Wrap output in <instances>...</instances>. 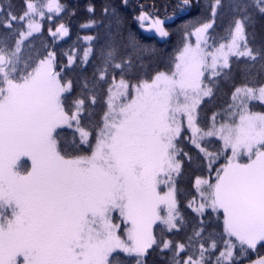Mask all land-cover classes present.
Here are the masks:
<instances>
[{"label": "snow or ice", "instance_id": "obj_1", "mask_svg": "<svg viewBox=\"0 0 264 264\" xmlns=\"http://www.w3.org/2000/svg\"><path fill=\"white\" fill-rule=\"evenodd\" d=\"M143 7L0 0V264H264V0Z\"/></svg>", "mask_w": 264, "mask_h": 264}, {"label": "trees", "instance_id": "obj_2", "mask_svg": "<svg viewBox=\"0 0 264 264\" xmlns=\"http://www.w3.org/2000/svg\"><path fill=\"white\" fill-rule=\"evenodd\" d=\"M66 3L73 5L75 8L79 9V17H66L65 22L70 23L71 30H72V39L68 41V44H71L72 41H74L77 37V35H85V34H91L86 31H82L79 27L80 23L82 22V17L85 14V9L87 4L90 2V0H65ZM96 3H100L101 0H95ZM122 2V0H121ZM182 2V0H128L129 3V12L131 14V17L137 16L139 14L140 6L143 5V11L152 13L155 11V9L152 8V5L155 4L159 8V14L161 17H168L173 16L171 20L168 21L167 27L170 30V38H167V40L161 41L157 37L151 34L144 33L141 28L139 27V24H133V27L137 30H139L144 36L146 37H153L149 42L153 43L157 49L164 50L167 52H172L176 45L179 42L180 39V32L178 29L182 24L189 20H193L196 17L201 15V11L203 9V6L207 4L208 0H191L192 4H199L201 6L200 9H188L186 13H181L179 11L178 5ZM13 4L20 5L23 3V0H12ZM163 5H168L167 11L164 10ZM133 9H136L133 11ZM131 22V20H130ZM68 44H65L63 47L66 50L68 47ZM227 92V89H224V91L221 92L218 103H223L224 100L228 98L225 93ZM255 109H262L259 104H256ZM255 258V256H253Z\"/></svg>", "mask_w": 264, "mask_h": 264}, {"label": "rangeland", "instance_id": "obj_3", "mask_svg": "<svg viewBox=\"0 0 264 264\" xmlns=\"http://www.w3.org/2000/svg\"><path fill=\"white\" fill-rule=\"evenodd\" d=\"M137 15H138V14H137ZM168 17H171V19L173 18V16H168ZM161 18H164V17H161ZM171 19H170V20H171ZM139 27H140V25H139ZM141 30H142L144 33L154 35L153 32H150V31L147 30V24H145V27H144V28H141ZM85 35H86V34H85ZM154 36H155V35H154ZM155 37H157L159 40H161V38H159L158 36H155ZM164 40H167V38H164V39L161 40V41H164ZM257 104H258V103H257ZM255 110H257V111H261V110H264V108H262V109H255Z\"/></svg>", "mask_w": 264, "mask_h": 264}]
</instances>
